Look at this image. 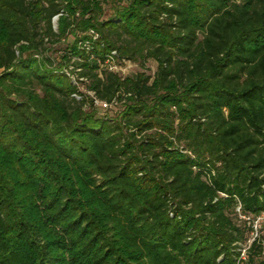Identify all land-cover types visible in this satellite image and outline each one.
Returning <instances> with one entry per match:
<instances>
[{
  "label": "trees",
  "instance_id": "1",
  "mask_svg": "<svg viewBox=\"0 0 264 264\" xmlns=\"http://www.w3.org/2000/svg\"><path fill=\"white\" fill-rule=\"evenodd\" d=\"M104 2L0 0V264H264V0Z\"/></svg>",
  "mask_w": 264,
  "mask_h": 264
},
{
  "label": "rangeland",
  "instance_id": "2",
  "mask_svg": "<svg viewBox=\"0 0 264 264\" xmlns=\"http://www.w3.org/2000/svg\"><path fill=\"white\" fill-rule=\"evenodd\" d=\"M114 1L115 0H105V2L103 4L104 10H105V14H104L103 18H108L114 13V7H113ZM54 22H55V28L57 29L58 28L57 19H55ZM70 43L72 44V39H70V38L64 39L63 41H61L60 43H58L54 46L53 51L49 50L46 53H47V55H53L54 58L56 57V55L59 56V55L66 54L68 52L67 47ZM55 63H57V61ZM156 66H157L156 63H149L147 66L148 67L147 68L148 73L153 74L156 70ZM127 68L128 69H126V71L123 73L124 77L131 75L132 73L141 69L138 64H134V63L127 64ZM71 69H72V67H70V69H68V71H69L68 73L71 74V77H73L76 81L77 80V73H74V74L71 73ZM84 86L82 84H80L81 89H84L85 88ZM89 94L92 96L93 92H89ZM97 108H98L97 111H98L99 115H103V114L116 115L123 108V106L121 103H113L112 105H109L108 108L105 109L101 105L97 104ZM260 236H263V239H264V226H263L262 232L260 233Z\"/></svg>",
  "mask_w": 264,
  "mask_h": 264
},
{
  "label": "built area",
  "instance_id": "3",
  "mask_svg": "<svg viewBox=\"0 0 264 264\" xmlns=\"http://www.w3.org/2000/svg\"><path fill=\"white\" fill-rule=\"evenodd\" d=\"M116 54V51H113L112 55ZM129 63H134L132 61L123 59L120 62H117L116 60H114L113 58L108 59L106 61L105 64L109 67L110 70L116 71L118 73H121L123 75V73L126 71L127 68V64ZM136 64V63H134ZM96 104L101 105L103 108H108L109 104L106 102H101L100 100H96ZM238 211H241V206L238 207ZM243 218L248 220V224L252 227V237L249 241L250 245L253 240H255L257 237L260 236V233L262 232L263 226H264V212L260 215H252V216H246V215H242ZM243 257L245 258L246 256V248L244 249L243 253H242Z\"/></svg>",
  "mask_w": 264,
  "mask_h": 264
}]
</instances>
